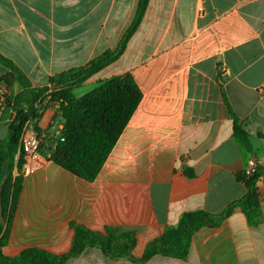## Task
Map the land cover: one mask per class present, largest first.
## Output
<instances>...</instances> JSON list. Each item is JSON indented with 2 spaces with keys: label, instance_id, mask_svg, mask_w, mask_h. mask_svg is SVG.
<instances>
[{
  "label": "crops",
  "instance_id": "obj_1",
  "mask_svg": "<svg viewBox=\"0 0 264 264\" xmlns=\"http://www.w3.org/2000/svg\"><path fill=\"white\" fill-rule=\"evenodd\" d=\"M138 2L0 0V54L33 87L47 86L51 77L114 51ZM9 71L0 63V77ZM125 73L142 97L94 180L40 153L26 158L4 254H66L79 226L133 233L132 257L111 258L90 246L64 264H264V0H150L122 55L75 88V98ZM84 86L91 90L79 92ZM21 90L18 81L0 83L1 140L15 116L6 102ZM228 104L251 150L235 136ZM55 114L45 109L43 131ZM250 159L263 171L257 224L235 206L217 226L194 233L185 258L139 261L184 214L221 213L243 198L247 188L238 177Z\"/></svg>",
  "mask_w": 264,
  "mask_h": 264
},
{
  "label": "trees",
  "instance_id": "obj_2",
  "mask_svg": "<svg viewBox=\"0 0 264 264\" xmlns=\"http://www.w3.org/2000/svg\"><path fill=\"white\" fill-rule=\"evenodd\" d=\"M149 1L139 0L133 21L114 51L97 57L88 67L71 69L51 77L47 86L33 87L29 78L0 54V63L10 69L0 77V83L11 87L18 81L22 86L13 100L6 102L13 108L15 116L9 124L7 137L0 139V198L6 219V223L0 225V264H64L90 246L100 247L111 258L132 257L131 252L136 246L133 233L108 231L102 234L79 226L75 228L71 249L63 255L29 248L10 257L4 254L3 249L9 241L12 219L23 185L26 153L20 139L27 122H33L38 133V153L47 156L50 161L90 181L102 169L137 108L142 93L130 73L100 81L97 88L81 98H75L74 90L122 55L142 21ZM48 107L55 108L56 114L48 130L43 131L38 123ZM228 107L234 118L235 136L251 150L248 133L229 104ZM55 124L62 127L52 131ZM262 174L261 169L251 177L240 174L238 178L247 188L243 198L221 213L194 211L184 214L177 226L167 227L160 237L146 246L139 261H147L158 254L185 258L194 233L204 226H217L235 206L243 209L251 224H257L261 217L257 182Z\"/></svg>",
  "mask_w": 264,
  "mask_h": 264
},
{
  "label": "built area",
  "instance_id": "obj_3",
  "mask_svg": "<svg viewBox=\"0 0 264 264\" xmlns=\"http://www.w3.org/2000/svg\"><path fill=\"white\" fill-rule=\"evenodd\" d=\"M20 141L26 153L25 155L26 158L38 153L40 141L33 122L26 123ZM257 170H258L257 161L255 159H250L246 168L243 171V174L246 177H251L257 172Z\"/></svg>",
  "mask_w": 264,
  "mask_h": 264
},
{
  "label": "water",
  "instance_id": "obj_4",
  "mask_svg": "<svg viewBox=\"0 0 264 264\" xmlns=\"http://www.w3.org/2000/svg\"><path fill=\"white\" fill-rule=\"evenodd\" d=\"M6 223V219H5V216H4V213H3V206H2V201H1V198H0V225H3Z\"/></svg>",
  "mask_w": 264,
  "mask_h": 264
},
{
  "label": "rangeland",
  "instance_id": "obj_5",
  "mask_svg": "<svg viewBox=\"0 0 264 264\" xmlns=\"http://www.w3.org/2000/svg\"><path fill=\"white\" fill-rule=\"evenodd\" d=\"M86 90H91V89H88V87L84 86V88L82 90H79V92H85Z\"/></svg>",
  "mask_w": 264,
  "mask_h": 264
}]
</instances>
